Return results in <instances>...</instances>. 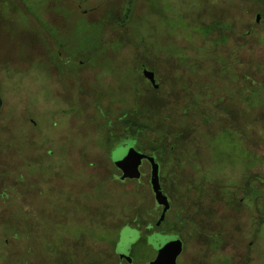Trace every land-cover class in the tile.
Segmentation results:
<instances>
[{"label":"rangeland","instance_id":"obj_1","mask_svg":"<svg viewBox=\"0 0 264 264\" xmlns=\"http://www.w3.org/2000/svg\"><path fill=\"white\" fill-rule=\"evenodd\" d=\"M0 102V264H121L109 259L118 229H134L125 242L147 236L161 212L150 167L120 181L107 152L127 144L126 113L149 127L135 148L158 163L163 193L180 194L157 229L185 240L179 264H264V212L252 225L231 209L226 242L180 227L212 193L220 213L239 190L259 210L264 0H0ZM170 141L178 167L149 150ZM156 251L136 245L133 264Z\"/></svg>","mask_w":264,"mask_h":264},{"label":"flooded vegetation","instance_id":"obj_2","mask_svg":"<svg viewBox=\"0 0 264 264\" xmlns=\"http://www.w3.org/2000/svg\"><path fill=\"white\" fill-rule=\"evenodd\" d=\"M259 15V14H258ZM212 28V26H211ZM144 66V65H143ZM147 69V68H143L141 71H142V75H143V71ZM149 70V69H147ZM151 71V70H150ZM153 72V71H152ZM144 77V76H143ZM146 81H148L147 79H145ZM148 83L153 87L155 88L149 81ZM157 83V81H156ZM158 85V84H157ZM247 88V87H246ZM244 88V89H246ZM156 89V88H155ZM208 96V95H207ZM224 100H227V98L225 97ZM223 101V100H222ZM1 109V107H0ZM188 113V112H187ZM212 118V117H211ZM179 141V139H177ZM177 143V142H176ZM175 142H171L168 144V145H165V147H162L161 150H157V151H153V153H157L158 155H160L162 157V159L164 161L166 160H173L175 161L174 162V165L176 167L179 166V155L178 156H175L173 157V154H175V151H174V145L176 144ZM127 145H121L120 147H117L115 149H112L111 150V160L113 162V165L115 167V169L121 174L118 179L121 181V178H122V173L121 171L116 167L113 159H112V155H113V152L115 150H117L118 148H122V147H125ZM136 146H134L135 148ZM136 149V148H135ZM160 152V153H159ZM151 156V155H149ZM147 163L150 167V179H151V165L150 163L147 161V160H143V163ZM182 172V171H181ZM113 178H117L116 177V174L113 175ZM126 179H129V178H126ZM257 181L262 184L264 183L260 177H257ZM151 186V185H150ZM168 188L171 189V193L173 194V196H169L164 194L167 198H168V201L170 203V209L168 210L169 211V214L173 212L174 210V206H176L177 203L180 202V194L179 193H173L174 191V186L170 184L167 185ZM162 189V188H161ZM152 190V189H151ZM257 193H258V208L259 210L256 211V210H250L248 208V206L246 205L245 206V201L243 202L244 199L248 198V197H245L243 196L242 194H244L246 191L245 190H242V193L241 191L239 190L238 193H227L225 196H221V197H231L232 200L231 201H227V206L225 205L224 203V207L227 209L228 206H229V210L228 212H224V213H220V211L218 210V201H219V197L218 195L215 193V194H209L207 195V199L205 201H203L202 199L200 198H197L194 206H195V212H194V223L192 222H189V221H185V220H182L183 222L180 223V227H199L197 232L198 234H202V229L201 227H213L212 230H210V233L208 235V238H211L212 236L215 237V236H219V239L221 241H224L226 242L227 238H226V233H225V228L222 227V222H225L224 219L225 217L229 214V211L231 209H233L234 207H237V208H240L242 212H245L247 213V210H248V220L250 221V223L252 225H257V223H259V214L263 213L264 212V193L261 192L260 190H256ZM163 192V191H162ZM153 193V192H152ZM154 196V194H153ZM170 197L172 198L171 202H173V205L172 203L170 202ZM240 197H242V199H240ZM154 200H155V197H154ZM185 200H189V201H192V199L190 198L189 195H187L186 193V197H185ZM194 200V199H193ZM156 202V200H155ZM157 204V203H156ZM157 206L161 209V212H160V215L158 216V218L154 221V223H151V224H148L146 225V231H147V236L143 237L146 239V243H147V246L151 247V248H154L153 245H151L149 243V238H152L154 236H156L157 234H161V235H165V233H160L157 229H159L160 227H162L164 221H166L168 219V215L167 217L165 216V219L164 221L160 224V225H157V222L161 216V213H162V210H163V207L162 206H159L157 204ZM167 214V213H166ZM182 214H180V218H182ZM178 227L177 224H174L173 227ZM256 227V226H254ZM125 228H128V232L127 234L131 235V232L134 231V229L131 228V226L127 225V226H123V227H120V230L118 229V232H119V235H118V238L117 240L114 242H110L112 243L111 244V251H112V255L109 256V259L111 260H114L116 261L117 263H121V264H133V257H132V250H133V246L139 242L142 238H140L139 236V233H138V236H137V239L136 241H124L122 239V231L125 229ZM158 232V233H157ZM179 236V235H178ZM181 241L183 242V250H182V253L184 252L185 250V247H186V244H185V240L183 238H180ZM252 243H247L249 249L247 248V252L249 254L253 253V246H254V242H255V239H259L257 236H254L252 238ZM104 240V239H103ZM246 242V241H245ZM120 246V247H119ZM118 247L120 248V250L118 251ZM86 248L88 251V247L86 245ZM227 248V245L226 247L224 246L222 249H219L218 247L217 248H214V246L212 247V249L214 250L215 254H219V252H225V249ZM181 253V255H182ZM96 254V253H95ZM96 255H100L99 254H96ZM156 255H157V251H156ZM155 255V257H156ZM181 255L179 256V258L181 257ZM223 255V254H222ZM101 257V256H100ZM104 257V256H103ZM226 258H228L226 256ZM155 259V258H154ZM152 259V260H154ZM150 260V261H152ZM227 260V259H226ZM252 260V258H251ZM251 260L249 259L248 262H246L245 264H248L251 262ZM91 261L94 262L93 259H91ZM148 261V262H150ZM228 261V260H227ZM146 262V263H148ZM146 263H143V264H146ZM69 264H72V261L71 259L69 258ZM177 264H179V260H177Z\"/></svg>","mask_w":264,"mask_h":264},{"label":"water","instance_id":"obj_3","mask_svg":"<svg viewBox=\"0 0 264 264\" xmlns=\"http://www.w3.org/2000/svg\"><path fill=\"white\" fill-rule=\"evenodd\" d=\"M260 15H257L256 21L258 22ZM143 76L147 79L155 88H158L156 83L155 74L145 69ZM2 104V102H0ZM0 104V107H1ZM112 159L116 167L122 173V180L126 178L135 179L136 174L140 177V166L143 160H147L151 165V179L150 185L154 194L156 203L163 207L161 216L157 222L160 225L166 216V213L170 209V203L168 198L163 194L160 180H159V165L152 156L137 151L134 146L127 145L122 148H118L112 155ZM128 230L125 228L122 232ZM123 234V233H122ZM163 236V238H161ZM149 243L153 245L157 250V255L154 260L146 264H177V259L182 253L183 242L177 235L164 236L160 235L159 238L155 236L149 238Z\"/></svg>","mask_w":264,"mask_h":264},{"label":"trees","instance_id":"obj_4","mask_svg":"<svg viewBox=\"0 0 264 264\" xmlns=\"http://www.w3.org/2000/svg\"><path fill=\"white\" fill-rule=\"evenodd\" d=\"M130 11L131 9L127 6L126 9H125V12H124V15L123 17L121 18V22L122 23H125L127 18H129V15H130ZM257 18V17H256ZM257 22V21H256ZM219 24V23H217ZM213 27H216V25H214ZM248 88V86H244V88ZM247 88L244 89L243 91V100H247L246 101H249V97L247 96ZM229 100H232V97L230 96V99ZM222 101V100H221ZM250 102V101H249ZM127 115H129V113H126L123 117H122V121L123 123L125 124V128L123 130V133L122 135L124 134L125 138H126V141H127V144H125L126 142H124V145H130V146H136V144L138 143V139H139V134L140 133H143L145 132L147 129H149L148 125H146L145 123L143 122H138V119H135V118H125ZM121 135V136H122ZM160 148L162 147H158V146H153V147H150L149 150H159ZM115 149V148H114ZM112 149H107V152L110 153ZM116 151V150H115ZM114 151V152H115ZM113 152V153H114ZM125 226V225H124ZM141 243H144V244H147L146 243V239L145 238H142L139 242H137L134 246H133V250H134V247L138 244H141ZM133 250H132V254H133Z\"/></svg>","mask_w":264,"mask_h":264}]
</instances>
